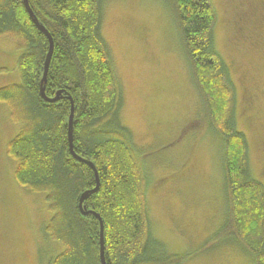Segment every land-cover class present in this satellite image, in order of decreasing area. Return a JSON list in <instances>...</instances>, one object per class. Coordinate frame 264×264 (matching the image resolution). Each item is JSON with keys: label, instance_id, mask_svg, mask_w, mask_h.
Instances as JSON below:
<instances>
[{"label": "trees", "instance_id": "16d2710c", "mask_svg": "<svg viewBox=\"0 0 264 264\" xmlns=\"http://www.w3.org/2000/svg\"><path fill=\"white\" fill-rule=\"evenodd\" d=\"M27 1L53 42L46 80L47 37L33 24L23 0H0V37L19 53L21 75L20 84L0 89V101L15 108L19 125L7 153L15 179L27 193L43 197L51 217L42 231L62 250L50 255L48 264H101L99 219L105 264H182L184 256L168 254L151 233L143 172L121 118L122 88L100 32L104 0ZM242 1L230 41L253 47L261 38L264 0ZM165 2L203 118L222 140L227 219L217 236L235 239L254 264H264V186L250 174L248 144L237 129L231 71L214 44L216 15L210 0ZM43 87L45 97L57 101L45 102ZM71 108L73 152L83 161L69 150ZM84 160L93 164L99 180L97 192L82 203L84 212L93 213L87 215L81 213L79 199L95 189L96 180Z\"/></svg>", "mask_w": 264, "mask_h": 264}, {"label": "rangeland", "instance_id": "374dc122", "mask_svg": "<svg viewBox=\"0 0 264 264\" xmlns=\"http://www.w3.org/2000/svg\"><path fill=\"white\" fill-rule=\"evenodd\" d=\"M240 2L210 0L216 15L214 44L231 71L237 129L248 144L250 174L264 186V16L259 42L231 44ZM100 32L122 88L121 118L143 172L153 237L168 254L184 256L182 264H254L239 242L217 236L227 219L222 140L203 118L167 3L104 0ZM18 55L11 41L0 37V69H5L0 89L21 83ZM2 102L0 264H48L62 250L42 231L51 217L43 197L27 193L15 179L7 153L19 125L15 108Z\"/></svg>", "mask_w": 264, "mask_h": 264}, {"label": "water", "instance_id": "95a60500", "mask_svg": "<svg viewBox=\"0 0 264 264\" xmlns=\"http://www.w3.org/2000/svg\"><path fill=\"white\" fill-rule=\"evenodd\" d=\"M24 2V6H25V9L29 15V17L32 19V22L33 24L36 26V28L43 32V34L47 37L48 41H49V51L46 55V58H45V62H44V73H43V80L45 81L46 80V74H47V71H48V67H49V63H50V59H51V56H52V52H53V42H52V39L49 35V33L43 29V27L39 24V22L37 21V19L33 16V13L28 5V1L27 0H23ZM41 96H42V99L47 102V103H53L55 101H57V98H47L45 97L44 93H43V89H42V92H41ZM72 124H73V109L71 108V112H70V116H69V121H68V139H69V150L70 152L72 153V155L78 160V161H83L80 157H78L77 155H75V153L73 152V144H72ZM84 162L93 170L94 172V175H95V180H96V187L95 189H93L92 191H87V192H84L80 199H79V209L81 211V213L83 215H87V214H93L92 212H84L83 211V208H82V203L84 200L87 199L88 195L90 193H94V192H97L98 190V187H99V180H98V176H97V173L95 171V168L93 166V164L91 162H88V161H85ZM98 219L99 217L96 216ZM99 222H100V242H99V245H100V260H101V264H105V259H104V244H103V225H102V222L100 221L99 219Z\"/></svg>", "mask_w": 264, "mask_h": 264}, {"label": "flooded vegetation", "instance_id": "af4514ba", "mask_svg": "<svg viewBox=\"0 0 264 264\" xmlns=\"http://www.w3.org/2000/svg\"><path fill=\"white\" fill-rule=\"evenodd\" d=\"M250 29V28H249ZM254 32H255V30H254Z\"/></svg>", "mask_w": 264, "mask_h": 264}]
</instances>
